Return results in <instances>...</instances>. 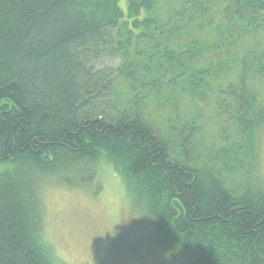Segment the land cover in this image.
<instances>
[{"label":"trees","instance_id":"obj_1","mask_svg":"<svg viewBox=\"0 0 264 264\" xmlns=\"http://www.w3.org/2000/svg\"><path fill=\"white\" fill-rule=\"evenodd\" d=\"M232 71L227 112L217 80ZM250 79L264 88V0H0V264H60L41 188L103 170L146 215L137 239L178 264H264V94ZM212 98L226 143L212 164L189 155L193 118L171 127L177 142L144 117L149 99Z\"/></svg>","mask_w":264,"mask_h":264},{"label":"rangeland","instance_id":"obj_2","mask_svg":"<svg viewBox=\"0 0 264 264\" xmlns=\"http://www.w3.org/2000/svg\"><path fill=\"white\" fill-rule=\"evenodd\" d=\"M254 44L252 39L246 40L243 48L251 49ZM116 64V61L107 60L97 67ZM225 76L217 80L222 86L219 97L225 100L227 108L224 107L230 112L226 87L235 84L233 89L236 90L239 86L235 71ZM114 78L117 79L111 91L124 94L125 86L121 78L116 75ZM247 83L250 90L262 98V85L256 79L247 80ZM176 103L178 107L173 110L169 106L160 108L150 99L143 101L144 117L160 133H170L174 136L171 140L176 138L177 142V131L171 127L177 128L193 118L198 130L192 134L194 147L190 148L189 155L211 164L216 162V148L222 149L226 143L223 139L225 133L218 135V128L225 123V115L215 108V99L197 107L185 100L177 99ZM258 160L264 175V130L258 136ZM41 201L44 232L60 264H178L177 259L156 244L157 237L148 234L143 240L137 239L147 228L146 215L126 194L118 178L108 170H103L90 185L84 187L46 182L41 188Z\"/></svg>","mask_w":264,"mask_h":264}]
</instances>
